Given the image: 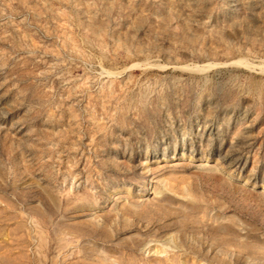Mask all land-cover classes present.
Wrapping results in <instances>:
<instances>
[{
    "label": "rangeland",
    "instance_id": "1",
    "mask_svg": "<svg viewBox=\"0 0 264 264\" xmlns=\"http://www.w3.org/2000/svg\"><path fill=\"white\" fill-rule=\"evenodd\" d=\"M0 264H264V0H0Z\"/></svg>",
    "mask_w": 264,
    "mask_h": 264
},
{
    "label": "bare ground",
    "instance_id": "2",
    "mask_svg": "<svg viewBox=\"0 0 264 264\" xmlns=\"http://www.w3.org/2000/svg\"><path fill=\"white\" fill-rule=\"evenodd\" d=\"M244 63V61L242 60V63L241 64H243ZM232 64H237V63H232ZM239 65V64H238ZM217 66H219V64H207V65H203V66H201V67H193L192 69L190 68V70H192V71H198V69L200 68V69H202V70H209V69H211V68H214V67H216L217 68Z\"/></svg>",
    "mask_w": 264,
    "mask_h": 264
}]
</instances>
